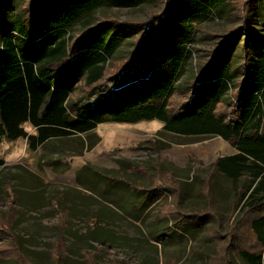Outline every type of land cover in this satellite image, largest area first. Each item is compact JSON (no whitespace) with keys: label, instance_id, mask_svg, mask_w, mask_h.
I'll list each match as a JSON object with an SVG mask.
<instances>
[{"label":"rangeland","instance_id":"obj_1","mask_svg":"<svg viewBox=\"0 0 264 264\" xmlns=\"http://www.w3.org/2000/svg\"><path fill=\"white\" fill-rule=\"evenodd\" d=\"M166 1L97 7L92 20L149 25L150 17L165 12ZM11 2L13 8L5 13L9 16L22 0ZM251 4V0H232L219 13L185 21L193 28L186 43L190 56L177 83L190 85L198 66L233 29L249 23L250 29L264 34V7L256 3L252 9ZM4 11L0 8V16ZM175 11L169 19L180 22L184 11ZM5 22L0 18V29ZM78 30V25L73 27L76 36ZM133 39L127 38L109 60L104 81L124 60ZM239 46L229 56L233 65ZM89 92L80 81L71 99H83ZM183 94L180 89L172 102H180ZM23 126L34 133L30 124ZM233 152L219 136L174 135L157 120L103 123L86 135L50 139L34 149L25 137L3 138L0 264H54L58 233L66 249L60 264H88L90 256L96 264H215L223 257L221 251L227 255L239 248L259 250L247 226L238 221L239 209L232 212L233 183L212 172L217 157ZM208 177L212 218L198 230L181 231L183 222L195 221L192 210L208 207L202 193ZM12 253L16 259L5 260Z\"/></svg>","mask_w":264,"mask_h":264},{"label":"trees","instance_id":"obj_2","mask_svg":"<svg viewBox=\"0 0 264 264\" xmlns=\"http://www.w3.org/2000/svg\"><path fill=\"white\" fill-rule=\"evenodd\" d=\"M150 1L155 0H22L9 16L11 0H0V18L6 19L0 29V143L25 137L34 149L50 139L86 135L99 124L150 120L174 135L219 136L235 152L217 157L212 172L233 183L232 212L239 209L238 221L259 250L221 251L214 263L264 264V34L249 23L233 29L182 87L177 81L190 56L186 43L193 29L185 21L219 13L232 0H167L165 12L150 17L149 25L92 20L97 7ZM251 1L252 9L256 3L264 7V0ZM176 9L184 11L180 22L169 19ZM131 36L127 55L104 81L109 60ZM236 44L233 65L229 56ZM80 81L90 92L72 101ZM180 89L185 97L173 103ZM223 105L229 108L220 110ZM25 123L35 126L34 133ZM211 183L208 177L202 190L208 207L192 210L195 221L183 222L181 231L198 230L212 218ZM53 246L54 264H60L66 250L62 233ZM12 254L5 260L16 259ZM88 264H96L91 256Z\"/></svg>","mask_w":264,"mask_h":264},{"label":"clouds","instance_id":"obj_3","mask_svg":"<svg viewBox=\"0 0 264 264\" xmlns=\"http://www.w3.org/2000/svg\"><path fill=\"white\" fill-rule=\"evenodd\" d=\"M33 127H35V126H33ZM36 134L38 135V129H37V133Z\"/></svg>","mask_w":264,"mask_h":264}]
</instances>
